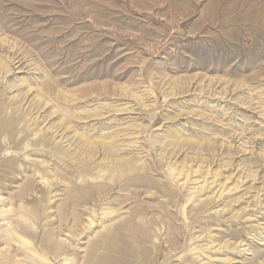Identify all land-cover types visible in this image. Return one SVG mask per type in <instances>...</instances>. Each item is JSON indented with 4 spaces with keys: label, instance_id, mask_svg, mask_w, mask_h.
Segmentation results:
<instances>
[{
    "label": "rangeland",
    "instance_id": "1",
    "mask_svg": "<svg viewBox=\"0 0 264 264\" xmlns=\"http://www.w3.org/2000/svg\"><path fill=\"white\" fill-rule=\"evenodd\" d=\"M0 264H264V0H0Z\"/></svg>",
    "mask_w": 264,
    "mask_h": 264
}]
</instances>
